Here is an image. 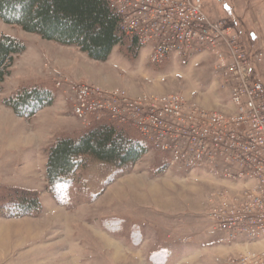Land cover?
Returning a JSON list of instances; mask_svg holds the SVG:
<instances>
[{
  "label": "rangeland",
  "instance_id": "rangeland-1",
  "mask_svg": "<svg viewBox=\"0 0 264 264\" xmlns=\"http://www.w3.org/2000/svg\"><path fill=\"white\" fill-rule=\"evenodd\" d=\"M196 1L213 17L237 25L254 56L264 54V0ZM4 35L18 38L25 50L0 84V264H225L229 255L244 250L221 242L223 235L207 215L205 197L219 188L216 176L188 172L185 162L168 153L151 149L122 167L87 157L62 197L46 178L56 140L97 124L95 116H75L72 85L104 92L122 88L132 96L180 94L186 100L217 90L225 98L212 50L157 62L150 48L134 53L123 44L99 61L75 45L44 39L0 18V38ZM255 68L264 77V58ZM26 88L52 91L53 103L31 117L19 116L5 100ZM124 113L134 119L136 112ZM118 124L134 132L132 121ZM18 191L34 192L42 210L7 215L4 205L17 200Z\"/></svg>",
  "mask_w": 264,
  "mask_h": 264
},
{
  "label": "built area",
  "instance_id": "built-area-1",
  "mask_svg": "<svg viewBox=\"0 0 264 264\" xmlns=\"http://www.w3.org/2000/svg\"><path fill=\"white\" fill-rule=\"evenodd\" d=\"M124 33L150 48L157 62L174 55L212 50L220 67L223 106L209 109L180 94L142 93L122 88L100 91L72 85L73 112L132 121L152 149L183 161L188 172L214 174L219 188L208 192L205 208L221 242L242 246L225 264H264V77L256 56L234 26L213 21L196 0H109ZM125 111H135L134 119ZM232 244V243H231Z\"/></svg>",
  "mask_w": 264,
  "mask_h": 264
},
{
  "label": "trees",
  "instance_id": "trees-1",
  "mask_svg": "<svg viewBox=\"0 0 264 264\" xmlns=\"http://www.w3.org/2000/svg\"><path fill=\"white\" fill-rule=\"evenodd\" d=\"M0 18L44 39L75 45L99 61H106L117 45L126 44L134 53L142 48L136 37L124 33L109 0H0ZM24 50L25 45L18 38H0V84L9 75L15 56ZM53 101V92L48 89L26 88L5 103L19 116L31 117ZM118 122L109 117L98 119L80 135L56 140L46 166L53 193L65 195L87 157L122 167L137 162L152 149L136 128L128 133L126 126ZM4 209L9 216L21 217L39 213L42 203L34 192L18 191L17 200L4 205Z\"/></svg>",
  "mask_w": 264,
  "mask_h": 264
},
{
  "label": "crops",
  "instance_id": "crops-1",
  "mask_svg": "<svg viewBox=\"0 0 264 264\" xmlns=\"http://www.w3.org/2000/svg\"><path fill=\"white\" fill-rule=\"evenodd\" d=\"M205 7V6H204ZM205 10H206V12H207V14L209 15V17L213 20V21H218V20H220V18H215V17H213L211 14H210V12H209V9L208 8H206L205 7ZM241 20V19H240ZM240 22V21H239ZM256 24H258V22H256ZM255 24V25H256ZM234 26V28H235V30L237 31V33L239 34V36H242L241 35V31L239 30H237L236 29V27H238L237 25H233ZM243 26L245 27V29L247 28V29H249V25L248 24H243ZM257 26V25H256ZM254 28V27H253ZM246 29V30H247ZM252 31L253 32H255L256 33V36L258 35V31H256V28H254V29H252ZM241 39H242V37H241ZM258 39H259V37H258ZM180 57V55H174V56H172V59H176V58H179ZM171 59V60H172ZM184 59H187V57H185ZM165 60H168V59H164V60H162V61H165ZM217 86H218V83H217ZM218 88V87H217ZM192 96V95H191ZM188 97H189V95H188ZM194 100H196V101H199L201 104H203L204 106H206L207 108H209V109H219V108H222V106H223V99H222V97H221V94H220V92H218L217 90H216V92L215 93H204V94H202L201 93V95H198Z\"/></svg>",
  "mask_w": 264,
  "mask_h": 264
}]
</instances>
